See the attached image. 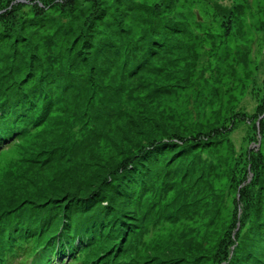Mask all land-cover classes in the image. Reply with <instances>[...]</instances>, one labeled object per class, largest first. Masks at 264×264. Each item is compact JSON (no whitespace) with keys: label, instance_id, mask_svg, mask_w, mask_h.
<instances>
[{"label":"rangeland","instance_id":"obj_1","mask_svg":"<svg viewBox=\"0 0 264 264\" xmlns=\"http://www.w3.org/2000/svg\"><path fill=\"white\" fill-rule=\"evenodd\" d=\"M0 10V94L44 86L55 99L41 107L42 122L0 154V163L24 156L17 182L0 170V198L21 184L29 199L16 208L21 213L34 183L72 176L65 189L92 188L104 164L129 165V146L140 151L149 143H137L144 133L159 134L187 153L167 163L169 172L149 175L140 195L141 210L149 208L145 255L154 264L234 263L254 220L264 219V0H0ZM91 19L100 54L92 59L84 48L88 67L71 64L67 47ZM150 36L163 45L135 72L126 55L145 53L139 47ZM103 44L121 45L122 55L115 59ZM69 79L77 83L65 87ZM49 144L59 145L53 150L64 162L46 155L40 175L25 180L23 170L38 165L31 156ZM7 222L16 219L0 217V227Z\"/></svg>","mask_w":264,"mask_h":264},{"label":"trees","instance_id":"obj_2","mask_svg":"<svg viewBox=\"0 0 264 264\" xmlns=\"http://www.w3.org/2000/svg\"><path fill=\"white\" fill-rule=\"evenodd\" d=\"M11 4L5 7L8 12L13 9L12 1ZM94 22L91 19L87 25H80L78 33L81 35L76 36L78 33L74 35L75 40L73 42L71 40L70 46L67 47L71 64L82 63L88 67L89 62L84 48L88 49V52L92 49L89 53L92 54V59L100 54L98 44L94 42L93 32L96 29ZM118 22L122 23V18L118 19ZM168 32V29L164 31L158 29V33L162 35ZM18 38V36L14 37L15 40ZM162 42L159 37L150 36L145 46L139 47L140 50H145V53L141 55L131 52L126 55V64L135 59L132 65H135L134 71L138 72L139 67L147 63L148 54L162 47ZM103 45L114 51L115 59L122 55L121 45ZM57 68L62 71L56 73L65 70L59 66ZM48 74L52 73L48 72ZM75 83L77 82L69 79L65 87ZM47 91L42 86L41 90L31 89L32 93L20 96L17 92H13V87H8L6 92L15 95L0 94V154L7 151L12 143L16 145V139L30 134L31 128L42 122L47 110L41 107L45 102L49 101L50 105L51 100H55ZM146 139L149 143L143 145L140 151L133 153L132 150L137 149L134 145L129 146V153L124 157L130 160L129 165L122 164L116 159L104 164L105 166L102 163V179L92 188L65 189L62 183L72 176L59 177L58 180H53L45 186H37L34 183L29 193L30 205L21 213L16 208L29 200L28 195L19 191L21 184L16 183L9 187L10 192L4 193L0 198V217L8 221L16 219V222L12 225L7 222L6 227H0V264H47L53 257H57L60 261L79 257L83 264H154L156 261H153V255H145L150 248L144 243L142 230L149 208L141 210L140 195L149 190L146 187L149 175L156 177L162 173V170L169 172L167 163L180 161L187 153V148L182 143L174 142L173 139L163 140L159 134L152 133H144L137 143ZM123 141L126 142V137ZM66 143L65 139V146ZM39 148L31 156V163L38 162V165L23 170L25 180L31 179L34 174H36L34 178L40 175L38 171L42 168V161L46 155L54 158L57 164L64 162V154L53 150H61L59 145H40ZM75 148L76 144H72L67 148L68 153L73 152ZM122 148L123 146L118 144L119 153H122ZM22 154L14 160L0 163V170H4L2 173L6 182L13 184L18 181L19 176L13 174L19 165L24 163ZM18 163L21 164L17 165ZM32 181L33 179L30 181L31 185H33ZM163 181L166 183L164 179L160 182ZM147 186L152 188L153 184ZM137 187L142 188L138 193H136ZM5 198L3 203L2 199ZM10 210L12 212L4 214ZM260 219L259 216L254 220V230L245 237L242 254L237 255L235 260H232L234 263L230 264L264 262V219L261 221ZM152 250L155 254L156 249ZM167 261L168 263L165 264L177 262V260Z\"/></svg>","mask_w":264,"mask_h":264}]
</instances>
